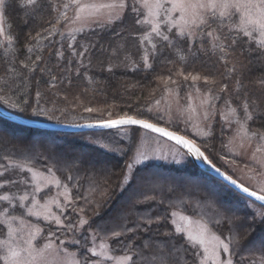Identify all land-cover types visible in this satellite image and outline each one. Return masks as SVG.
Returning <instances> with one entry per match:
<instances>
[{"label":"trees","instance_id":"trees-1","mask_svg":"<svg viewBox=\"0 0 264 264\" xmlns=\"http://www.w3.org/2000/svg\"><path fill=\"white\" fill-rule=\"evenodd\" d=\"M5 18L6 34L13 37L14 43L8 48L6 37H0L1 108L38 122L90 119L88 115H62L53 108L68 109L77 103L57 105L53 95L57 89L65 88L76 98L86 95L93 108L103 112L101 116L93 117L97 121L110 119L109 112L111 118L124 113L148 116L147 109L156 86L169 64L165 54L169 47H162L163 41L158 43H163L160 49H152L149 53L150 69L144 68L143 62L139 68L120 70L114 64L118 60H129L122 59L121 50L128 48L125 57L129 58L130 50L140 41L137 32L128 35L126 26L118 25L109 32H98L94 37L89 35L81 42L87 45L84 46L85 53H80L83 51L80 43L73 51L54 33L58 21L56 4L51 0H41L39 8L31 15L17 3L8 9ZM198 41L193 48L205 44L201 38ZM244 41L241 42L243 48ZM176 42L179 48L189 47L178 38L174 40ZM251 46L250 53L241 52L244 77L256 102L254 107L251 106L253 119L248 128L261 134L264 133V55L254 44ZM78 134L27 127L0 116V171L13 163L40 170L51 169L70 189L74 208L83 209L81 213L87 220L84 233L92 232L98 239L108 242L114 255H131L135 264H155L156 256L163 251L172 264H176L177 257L179 264H193L196 248L185 235L175 231L172 225L174 210L205 220L223 239L229 237V217H246V223H253L254 212L248 209L243 196L199 168L193 172L149 164L139 168L128 188L121 191V179L131 159V149L118 156L83 143L76 138ZM229 136L218 122L210 137L197 140L201 150L226 172L227 167L221 159L232 158L228 153ZM67 222L66 229H73L79 222L78 215L69 214ZM122 228L131 231L113 235L114 229ZM262 239L264 225L257 221L254 231L240 246H233L234 264H258L262 256ZM86 244L84 242V246ZM169 249H173L171 256ZM196 264H199L198 260Z\"/></svg>","mask_w":264,"mask_h":264},{"label":"rangeland","instance_id":"rangeland-1","mask_svg":"<svg viewBox=\"0 0 264 264\" xmlns=\"http://www.w3.org/2000/svg\"><path fill=\"white\" fill-rule=\"evenodd\" d=\"M56 4V20L57 25L54 33L60 37L61 40H65L71 50L76 51V47L81 44L80 53H85L84 49L87 46L81 42L86 41L87 37L98 32H109L116 26L121 25L123 28L126 26L128 32L134 35L137 32L139 39L146 30H150L149 26L145 25L141 27L135 23V14L131 11V4L133 0H128L129 8L123 12L122 18L117 19V10L101 9L98 13L93 15H87V18L83 21H74L75 9L74 7H68L65 9L64 4L69 3V0H51ZM110 2V0H82L84 4L101 5ZM62 13H66L69 19H65ZM142 18V17H141ZM6 24V18H4V29ZM122 30V29H121ZM127 32V30H125ZM227 29H225V33ZM6 33V30H5ZM173 40L172 33H168ZM131 35V36H132ZM90 36V37H91ZM136 36V35H135ZM3 38V37H2ZM200 37H196L195 43L199 42ZM247 41V38H243L242 41ZM241 41V42H242ZM138 42V41H137ZM161 40L159 37L153 36L151 43L145 41L141 44L140 41L136 47H132L129 58H126L128 48L121 50V55H124L122 59H129L126 62L124 60H118L115 65L116 69H133L139 68L138 66L143 63L142 57L147 54L150 60V51L152 43L157 45ZM239 42L234 46V49H229L227 54L220 52L218 49L213 50L211 44L205 43L201 48H193L192 44H187L189 47H176L166 48L168 51L165 54L169 63L163 72V75L159 79V83L156 86L153 100L151 105L147 109L148 116H142L138 118L149 119L150 122L157 123L159 126L165 127L169 130L177 131L178 134L185 135L189 139H194L197 145V140H205L210 137L216 124L219 122L221 129H226L229 132L228 139V153L232 158H222V163L227 167V171L220 169L214 163V167L219 168L222 173L227 176H231L239 184L243 183L249 187V190L257 191L264 185V169L260 168V165L253 160V152L258 142L259 134L251 139L242 138L237 136V129L239 125L236 123V119L231 115L229 105L231 108L237 109V113L240 118L243 119L242 101L247 98L250 105L254 107L252 101H254V92L249 87L248 80H245V72L241 61V52L246 50L247 54L252 50L253 44L245 43L244 48L242 43ZM165 43V42H164ZM156 46L160 49V45ZM85 46V47H84ZM123 47V45L121 46ZM120 47V49H122ZM124 48V47H123ZM158 52V51H157ZM160 53V51L158 52ZM120 54V52H119ZM184 56L185 59L181 60L180 56ZM230 71V69H233ZM178 72L187 74L189 72L193 74H199L202 77L208 76L214 81V83L205 84L203 80L193 83L191 79L184 80L182 75L178 76ZM171 77V79H168ZM175 81V83H173ZM239 81V84H237ZM226 86L224 91H221V87ZM199 89V92L196 89ZM211 89L209 92L208 90ZM65 88H59L55 91L53 97L57 98V105L62 103H73L74 106L68 109H58L62 112V115L74 116L84 115L89 116L90 119L75 118L65 119L63 123L44 122L50 124H91L98 123L93 117L101 116V112L98 108H93V104L87 100L86 95H79L75 97L73 92L69 93ZM189 94L191 99H189ZM216 97H219L218 99ZM159 101V103H157ZM226 101L228 103H226ZM86 108H92L95 111L88 112ZM151 109V111H149ZM82 111L83 113H80ZM207 112L208 119H204V115ZM67 113V114H66ZM226 117L225 118H222ZM134 116V115H133ZM85 121V122H83ZM249 123V122H248ZM249 133L255 132L248 128ZM136 135V137H135ZM135 137V142L133 138ZM87 145H93L100 149L107 151L111 154L122 156L131 149V159L128 162L134 163V159H139L141 163L135 164V168L131 173H128L134 178L137 170L143 166L149 164H162L167 168H177L182 170H190L196 172L197 166L191 161L190 156L186 151L174 142L167 138L160 136L157 133H153L150 130L141 129L136 130L132 126H120L110 128L101 131H90L86 133H80L76 137ZM137 149L139 150L137 152ZM206 154V153H205ZM207 155V154H206ZM208 156V155H207ZM257 158L264 159V152L256 153ZM209 157V156H208ZM210 159V157H209ZM211 160V159H210ZM212 161V160H211ZM127 164V165H128ZM18 165L20 167H18ZM31 168L33 172L37 173V177L34 179L32 172L28 169ZM205 172V171H203ZM43 174L42 176L40 174ZM207 173V172H206ZM209 174V173H208ZM60 181V186L57 187L55 181ZM132 181L129 180L127 183ZM0 184L4 187L0 188V195H9L14 197H20L23 195L29 196V201L26 204L30 205L32 194L35 193L40 205L47 204L51 209V212L57 216H60L64 222L65 227L60 229L54 222L46 221L43 216L39 220L34 217L25 216L31 223L38 224L43 232L38 237L36 243L39 246H43L48 243V237L51 238V243L54 246H58L62 249H66L67 253L74 254L75 258L80 261V264H93L95 261H103V264H116V261L123 256H116L111 252L109 243L98 239L92 232L88 234L84 233L85 225L78 224L73 228H68L67 217L70 215H78V220L84 219L80 210L75 209V202L72 197L71 191L65 188V184L57 178L53 171L40 170L29 165L13 163L5 170L0 171ZM39 185L40 191L35 192V189ZM226 184V183H225ZM230 187V186H229ZM231 188V187H230ZM234 190V189H233ZM67 194L71 198V204H66V198L63 193ZM243 201L246 202L247 207L252 212L264 211V206L257 202L244 197ZM14 203H19L18 199ZM59 204L62 207H58ZM7 207L6 204L0 202V212L3 208ZM63 208V210H62ZM175 213V215H173ZM206 225L209 229V233L214 232L210 228L209 224L198 217L186 215L180 211H172V225L174 229L179 227H190L195 234L199 229V225ZM176 231V230H175ZM69 233V236H66ZM187 238L186 233H182ZM215 234V233H214ZM217 235V234H216ZM222 238V237H221ZM211 236L209 235V241ZM223 239V238H222ZM75 241V243H73ZM63 242V243H61ZM84 242L87 243L84 246ZM105 244L108 256L112 259L108 260L105 257H93L91 256L90 248H95L96 251H101L99 245ZM227 257V254H223ZM55 258V249L49 256V259ZM233 259V258H232ZM211 264V262H209Z\"/></svg>","mask_w":264,"mask_h":264},{"label":"snow or ice","instance_id":"snow-or-ice-1","mask_svg":"<svg viewBox=\"0 0 264 264\" xmlns=\"http://www.w3.org/2000/svg\"><path fill=\"white\" fill-rule=\"evenodd\" d=\"M17 3L20 8L28 11L31 15L39 8L41 0H0V37H6L5 44L8 48L12 47L14 40L11 35L5 33L4 18L8 9ZM63 7L65 9L74 7V21H83L87 18L85 14L93 15L101 9L117 10L116 18H122L123 12L129 8V4L128 0H110L108 3L97 6L84 4L82 0H69V3L64 4ZM130 7L135 14V23L141 27L147 25L150 29L146 30L141 36V44H144L145 41L151 43L152 37L156 36L165 42L162 47H175L174 40L168 34L172 33L174 37L185 41L186 44L195 43L196 37H200L201 42L211 44L213 50L218 49L220 52L227 54L229 49H234V46L246 37L247 41L244 42L250 45L254 44L256 50L264 55V0H133ZM61 15L66 20L69 19L66 13ZM225 29H227L226 33ZM152 48L154 51L156 50L154 43H152ZM142 59L144 68L150 69L152 64L149 61V56L145 54ZM180 59L184 60L185 57L181 55ZM232 70L234 68L230 69V71ZM177 75H182L186 81L191 79L193 83L200 80H203L205 84L214 83L208 76L202 77L191 72L187 74L178 72ZM168 79H171V77ZM237 84H239V81H237ZM225 88L226 86L221 87V91H224ZM196 91L199 92V89L197 88ZM208 91L210 92L211 89ZM216 98L218 99L219 97ZM189 99H191L190 94ZM226 103L228 102L226 101ZM252 103L255 104L256 102L252 101ZM241 107L243 119L240 118L237 109L231 108L229 105L230 113L239 125L237 136L248 139L256 137V132L249 133L247 129L248 122L253 119L247 98L243 99ZM86 111L93 112L95 110L86 108ZM108 115L110 119L98 121L97 126L113 128L121 125H138L143 129L150 130L166 137L170 141H174L176 145L182 146V148L187 150V155L202 159L204 163L214 167L213 162L201 150L194 139L178 134L177 131L160 127L157 123L150 122L149 119L138 118L128 113L118 115L116 118H111V112ZM222 118L226 119L223 115ZM204 119H208L207 112L204 115ZM262 152H264V133L259 134L258 142L253 152V160L260 165L261 169H264V159H259L256 156V153ZM138 163H141V161L134 159V163L127 165L126 172L121 179V191L128 188L127 182L133 179L128 173H131L135 168V164ZM18 167L20 166L18 165ZM28 171L32 172L34 179L37 177V173L33 172L31 168ZM216 171L219 173L220 169L216 168ZM49 172H51V169H49ZM261 174L264 175V173ZM40 175L42 176L43 174L41 173ZM140 179L146 180L147 178L141 177ZM225 179L229 180L232 185L239 187L244 193L264 202V185L260 187L258 194L255 190L250 191L249 187L243 183L238 184L231 176H225ZM55 184L59 187L60 181L56 180ZM2 187L4 186L0 184V188ZM64 187L67 188V185ZM39 191L40 188L37 184L35 192ZM63 195H65L66 204H71L72 201L67 192L63 193ZM17 199L19 201L18 204L14 203ZM26 201H29L28 195L18 198L0 195V202L7 205L0 212V264H80L74 254L67 253L66 249L54 246L51 243L50 236L48 237L49 242L42 247L36 243L43 229L38 224L29 222L25 213L27 217H34L36 220L43 216L46 221L54 222L60 229H63L65 224L60 216L51 212L47 204L40 205L35 193L32 194L30 205L26 204ZM57 206L62 207L59 204ZM246 220V217H229V237L224 239L214 233L210 234L207 226L203 224L198 226L199 230L195 234L190 227L177 226L175 230L178 234H187V239L191 242V246L196 248V252L193 255L199 261V264H209V262L211 264H234L232 259L233 246L239 247L242 240L254 231L255 222L258 221L259 224L264 225V211L253 213V223H246ZM79 224L83 226L87 224V220L81 218ZM125 231H131V229L122 228L119 231L114 229L113 235L120 236ZM209 235L211 236L210 241ZM260 244L262 246V256L258 264H264V239L260 241ZM99 247L101 249L99 252L95 248L89 249L91 256L105 257L111 260L112 257L108 256L107 251H105L106 245L102 243ZM175 247L177 246L174 245ZM53 249H55V258L49 259ZM184 251H187V249H184ZM172 252L173 249H169L168 255L171 256ZM223 254H227V257L225 258ZM196 260L193 261V264H196ZM85 264H87V261H85ZM93 264H103V261H95ZM116 264H135V261L131 255H125L118 259ZM155 264H172V261L168 259V256L164 255L163 251H160L156 256ZM176 264H179V257H177Z\"/></svg>","mask_w":264,"mask_h":264},{"label":"water","instance_id":"water-1","mask_svg":"<svg viewBox=\"0 0 264 264\" xmlns=\"http://www.w3.org/2000/svg\"><path fill=\"white\" fill-rule=\"evenodd\" d=\"M0 116L3 117V118L9 119V120H11L13 122H16L18 124L27 126V127L43 129V130H53V131H60V132L81 133V132L101 131V130L110 129V128H107V127L97 126L98 123L69 125V124H50V123L32 121V120H28V119L19 117V116L15 115V114H13L11 112H8V111L4 110L1 107H0ZM121 126L140 127L138 125H121ZM117 127H120V126H117ZM160 127H162V126H160ZM113 128H115V127H113ZM172 142H174V141H172ZM180 147L182 148V146H180ZM182 149L187 152L186 149H184V148H182ZM189 156H190L191 161L194 163V165L197 166L201 171H205V172L211 174L212 176H214V177L218 178L219 180H221L222 182L226 183L228 186H230L236 192H238L241 195H243V196H245V197L257 202L258 204L264 206V202L257 200L255 197L250 196L247 193H244L239 187L232 185L229 180L225 179V176H227V175H225L221 171L218 173L215 168H211L210 166H208L206 163L203 162L202 159H197V158H195V157H193L191 155H189Z\"/></svg>","mask_w":264,"mask_h":264},{"label":"bare ground","instance_id":"bare-ground-1","mask_svg":"<svg viewBox=\"0 0 264 264\" xmlns=\"http://www.w3.org/2000/svg\"><path fill=\"white\" fill-rule=\"evenodd\" d=\"M207 165L211 167V165H209V164H207Z\"/></svg>","mask_w":264,"mask_h":264}]
</instances>
